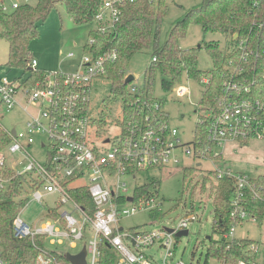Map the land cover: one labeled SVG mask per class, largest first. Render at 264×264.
I'll list each match as a JSON object with an SVG mask.
<instances>
[{"label":"built area","instance_id":"obj_1","mask_svg":"<svg viewBox=\"0 0 264 264\" xmlns=\"http://www.w3.org/2000/svg\"><path fill=\"white\" fill-rule=\"evenodd\" d=\"M20 4L19 1L8 4L7 0H0V9L11 12ZM121 5L122 0L105 1L96 17L103 23L100 27L102 31L114 28L121 16ZM235 49L239 51L244 65L236 67L232 64L229 77L227 75L222 83L216 105L205 107L207 149L215 156H222L230 142L247 143L252 138L264 139V95L261 94L264 89V37L255 41L252 38L242 39ZM69 56L73 57L74 52ZM116 57V52L100 57L84 53L74 72L48 71L46 79L36 86H26L17 79L9 80L5 68L0 64V105L7 109L21 106L29 116L26 130L18 132L15 129V133L9 130L12 137L8 145L10 151L27 152V146L35 141L33 134L36 132L47 134L49 139L48 145L42 143L43 147H49L46 161L40 163L33 159L23 171H17L22 175L31 174L38 180V187L29 189L27 198L32 191V199L44 203L47 195L57 194L60 205L71 203L73 207L72 210L50 208L46 214L48 218L40 225L25 220L21 216L22 210L15 217L12 228L14 237L30 239L36 247L37 256L32 264H72L66 256L78 254L83 249L87 252V264H186L182 259L175 258L177 238L182 237L177 233L189 231V224L198 220L199 214L191 207L180 215L175 226L126 228L122 224L126 215L142 209H148L150 214L158 210L163 216L165 212L160 207L163 201L157 193L151 191L149 195H136L135 187L131 189L122 178L125 175L136 177L140 170L180 162L178 149L193 159H206L205 154L196 147L195 136L185 143L178 136L177 126L163 118L169 117L163 102L156 101L153 106L148 103L145 84L140 88L136 85L129 87L131 93L143 95V98L132 102L129 112L122 104L121 116L114 119L118 134L115 137L102 136L106 120L103 122L91 114L92 85L94 80L106 78L107 64ZM155 59L156 56L153 57ZM37 64L38 61L32 58L30 65L36 68ZM209 82L210 78L204 77L200 83L207 86ZM176 90L180 95H185L189 88L182 85ZM5 166L2 153L1 185L6 181L2 177ZM217 171V177L229 175L236 185L228 225L216 229L223 235L219 241L225 242L227 249H230L243 239L251 240L250 250L254 258L236 263L217 256L210 259L216 258L220 264H264V240L236 234L238 227L246 224L259 227L264 222V219H259L258 212L248 208L247 203L248 195L264 203V182L231 170ZM113 174L117 175L116 181L110 180ZM82 186L92 198L93 207L87 205L86 208L74 198L72 190ZM56 210L58 214L52 215ZM90 232L93 236L88 239ZM211 238L208 240L211 241ZM79 241H86L80 251L63 252L62 246L66 242L76 247ZM210 245L209 242L208 249ZM108 249L113 250L108 252ZM0 264H13L4 256L1 247Z\"/></svg>","mask_w":264,"mask_h":264},{"label":"trees","instance_id":"obj_2","mask_svg":"<svg viewBox=\"0 0 264 264\" xmlns=\"http://www.w3.org/2000/svg\"><path fill=\"white\" fill-rule=\"evenodd\" d=\"M61 1L76 24L81 25L89 22L97 24L96 28L89 31L88 39L93 41L89 42L88 40L84 44V53L100 57L116 52V59L107 64L106 78L111 81V94L114 99H122L123 106L126 105L125 110L128 112L132 102H138L139 97L143 98V95L131 93L129 91L130 82L125 81L127 77L125 68L136 53L152 51V61L145 72V93L149 104L153 106L156 101L163 102L154 94L155 80L158 76L161 78L162 88L165 91H171L186 75L196 82H201L204 77L210 78V82L205 86L200 98V105L205 108L216 105L217 97L222 90V83L227 75L229 77L232 64L236 67L244 65L239 51L235 49L237 43L242 39L252 38L255 41L264 37V0H202L201 4L190 9L172 25L163 40V22L170 11L168 0H135L134 2L122 0L119 21L116 22L114 28L106 31L101 30L100 27L103 23L96 18L102 11L106 0ZM58 2L59 0H37L35 4L22 2L18 8L11 12L0 9V40L8 41L9 65L20 67L27 73L24 79H17L26 86H36L46 79L48 71L37 67L33 68L30 65L32 60L30 44L34 39L40 37L39 24L46 20ZM194 24L201 25L205 32H221L231 35L232 50L223 51L218 42L206 45L214 62L211 70H202L198 66V49L202 46L187 49L181 46V40L187 36L189 27ZM261 25L263 26L261 27ZM236 33L238 36L235 38ZM154 56H156L155 60H153ZM262 90L261 94L264 95V89ZM158 112L155 111V113ZM163 118L170 120V117ZM194 136L196 147L201 150V153L204 152L206 159L222 157L221 155L215 156V153L207 149L205 115L199 116ZM11 141L9 130L0 122V155ZM199 168L197 166L185 167L184 172L193 174L195 169ZM209 172L212 178L205 176L203 181H211L212 192L215 190L210 195L214 194L213 228L216 231L217 227L225 228L228 225L231 199L236 185L235 180L229 175L217 177V170ZM2 173H6L10 177L6 186L0 183V247L4 256L11 263L32 264L37 256L35 245L30 239L15 238L12 228L15 217L28 203L29 189L38 187L39 183L33 175L15 173L10 171L7 166L2 170ZM213 178L216 180L215 184ZM255 180L264 182V176L255 177ZM151 185H154V182L136 186L135 194L149 195ZM72 194L86 208L87 205H89L88 207L94 206L93 200L84 186L73 189ZM247 203L248 208L258 212L259 219L263 220L264 203L253 200L251 195L247 196ZM57 214L56 210L52 215ZM151 215L157 219L163 217V214L158 210L151 212ZM251 243V240L243 239L227 249L225 242L211 238L207 259L217 256L232 263L243 259L251 260L254 258V254L250 250Z\"/></svg>","mask_w":264,"mask_h":264},{"label":"rangeland","instance_id":"obj_3","mask_svg":"<svg viewBox=\"0 0 264 264\" xmlns=\"http://www.w3.org/2000/svg\"><path fill=\"white\" fill-rule=\"evenodd\" d=\"M13 1L25 2L26 0H7L8 4ZM27 2L35 4L37 0ZM202 0H168L170 11L165 17L162 28V40L172 25L184 16L190 9L201 4ZM95 22L78 25L61 0L51 10L45 21L39 24L40 37L34 39L30 44V56L38 61L37 68L54 73L56 71L74 72L80 63L84 51L83 46L88 42L89 31L96 28ZM218 42L223 51L231 50L233 42L230 34L221 32H205L201 25H191L188 34L181 40L182 48L198 49V66L202 70H211L214 66L213 58L208 53L206 45ZM74 52L70 57L69 53ZM9 61V44L5 39L0 40V64L6 70L9 80L24 79L27 75L20 67H11ZM152 61V51L138 52L127 64L126 74L134 76L133 83L129 86H144L145 72ZM185 85L189 91L185 95H180L176 88ZM111 81L107 78H98L92 85L91 114L97 119L106 120V127L102 129V136L111 135L115 137L119 130L114 123L122 114V99L115 100L111 94ZM205 86L189 79L184 75L182 81L176 84L171 91L162 88L161 78L155 80L154 94L163 101V108L168 112L170 123L177 126L178 136L186 143L193 140L194 129L200 115L206 113L205 108L200 105L201 93ZM34 110V109H32ZM29 120L27 111L21 106L7 109L0 105V122L8 130L16 129L18 132L26 130ZM35 141L27 146V152H11L9 147L3 151L6 166L15 173L23 171L27 163L33 159L44 163L49 154V147H43L42 143L48 145L47 134L36 132L33 134ZM25 142V141H24ZM180 162L171 163L165 167L140 170L136 177L124 176L129 187L134 188L145 183L154 182L150 190L159 195L160 207L165 215L154 218L148 209L139 210L133 214L124 216L122 224L126 228H161L162 226H175L180 219V215L185 214L191 207L199 214V219L189 224V234L177 238L178 243L175 248L176 259H182L186 264H220L216 258L207 260V251L211 236L214 240L223 238L221 232L213 228L214 220V194L212 192L211 181L204 182L205 176L210 175V170H231L235 173H243L255 178L264 176V139L252 138L247 143L233 141L230 142L222 153L221 158L193 159L192 156L184 154L182 149L177 151ZM200 160V162H199ZM200 164L199 169H195L193 174L184 172L185 167H194ZM5 166V167H6ZM9 173V172H8ZM7 185L8 174L2 175ZM117 175L110 177L111 181H116ZM216 180L213 178V183ZM205 185V187H204ZM29 195L28 203L21 211V216L33 225H40L48 216L50 208L59 207L61 210H72V204L60 205L58 195H47L44 203H39L32 199V191ZM238 236L246 235L250 239L264 240V222L261 226L255 227L246 224L238 227ZM90 232L87 238H91ZM86 241H79L76 247H72L69 242L62 246L65 253H77ZM113 249H108L111 252Z\"/></svg>","mask_w":264,"mask_h":264},{"label":"water","instance_id":"obj_4","mask_svg":"<svg viewBox=\"0 0 264 264\" xmlns=\"http://www.w3.org/2000/svg\"><path fill=\"white\" fill-rule=\"evenodd\" d=\"M238 33H236L235 36H237ZM134 76L132 74H129L127 77H126V82H130L131 80H133ZM12 133H15V129L12 130ZM170 231H172V229H169ZM178 236H184V235H188L189 234V231L188 230H183V231H180L177 233ZM211 238V236H208V239ZM86 249H83V251H81L80 253L78 254H68L66 256V258L72 262V264H87V261H86Z\"/></svg>","mask_w":264,"mask_h":264},{"label":"crops","instance_id":"obj_5","mask_svg":"<svg viewBox=\"0 0 264 264\" xmlns=\"http://www.w3.org/2000/svg\"><path fill=\"white\" fill-rule=\"evenodd\" d=\"M26 2V1H25Z\"/></svg>","mask_w":264,"mask_h":264}]
</instances>
